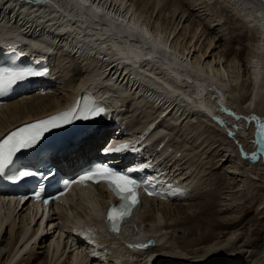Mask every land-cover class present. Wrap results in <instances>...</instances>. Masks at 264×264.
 <instances>
[{"label":"bare ground","instance_id":"1","mask_svg":"<svg viewBox=\"0 0 264 264\" xmlns=\"http://www.w3.org/2000/svg\"><path fill=\"white\" fill-rule=\"evenodd\" d=\"M173 1L177 3L0 0V48L21 35L32 51L49 55L56 79L51 93L36 90L0 106V135L69 104L88 86L102 92L99 98L115 112L113 120L120 128L112 130L127 132L126 140L132 139L131 132L134 137L145 136L150 149L144 151L174 180H183L185 192L175 200L144 199L126 227L113 236L97 224L98 214L112 198L102 185L91 190L74 187L62 202L52 205L45 220L25 203L0 199V244L5 235L9 240L8 252L0 249V264H264V251L255 257L260 248H248L255 241L242 224L248 213L239 211L242 200L244 206L249 204L248 211L264 214V202L240 191L228 195L222 190L223 196L217 195L220 189L206 181L217 163L205 151L214 150L209 137L215 143L222 141V148L213 153L222 157L219 165L225 160L221 167L234 177L226 189L261 181L251 177L241 158L235 160L232 142L246 150L255 145L264 156V2ZM168 5L174 22L169 33L162 23ZM227 24L238 35L248 32L249 40L260 44L253 51L248 43L253 53L242 59L243 74L236 79L224 68L232 49ZM225 45L229 47L224 50ZM245 87L250 89L248 95L240 94ZM198 121L202 130L197 129V135L194 128L184 130ZM108 127L105 121L71 144L63 160L73 166L78 158L89 157L109 136ZM191 135L197 137L195 142ZM80 221L94 227L91 246L70 244L71 227ZM181 230L197 236H178L176 231ZM148 237L156 243L145 246Z\"/></svg>","mask_w":264,"mask_h":264},{"label":"rangeland","instance_id":"2","mask_svg":"<svg viewBox=\"0 0 264 264\" xmlns=\"http://www.w3.org/2000/svg\"><path fill=\"white\" fill-rule=\"evenodd\" d=\"M168 1H170L171 2V4H174L175 2L177 3V1H173V0H168ZM166 9H168V11H167V16H163L162 17V19H163V26L166 28V26H165V24L167 25V27H169V30H168V33L172 30V28L174 27V22H173V18H172V15H171V13H170V9L172 10V7H170L169 5L166 7ZM220 11V10H219ZM224 19H226V20H228V16H227V14L226 13H224ZM165 22V23H164ZM187 25V24H186ZM227 26H228V31L227 32H229V36H231L230 38H232V41H230L231 42V46L230 47H232V49H231V53L229 54V56L225 59L226 60V62L224 63V68L228 71V72H230V75L231 76H235V78L234 79H236L237 78V76L238 75H241L242 76V74H243V70H241L240 68H241V66L239 65L240 63H242V59L243 58H245L246 56H248V54L251 52V50L249 51V49H248V43H250L251 42V44H253L252 46H250L251 44H249V46L251 47V49H253V51H254V49H256L255 48V46H259L260 44L258 43V42H256V41H254V40H249V38H251L250 36H249V34H248V32H246L245 34H244V36H241V35H238V33H239V31L237 30V29H235V30H232L230 27H229V25L227 24ZM174 29V28H173ZM231 30V31H230ZM230 33H232V34H230ZM209 34V33H208ZM211 35V34H210ZM248 35V36H247ZM235 36V37H234ZM223 42V41H222ZM258 45H257V44ZM224 44H222V43H220L218 46H223ZM255 45V46H254ZM227 47V49H228V45H225L224 46V50H225V48ZM253 47V48H252ZM223 49H221L220 51H222ZM223 50V51H224ZM253 53V52H252ZM252 53H250V54H252ZM234 56V57H233ZM235 57H237V58H235ZM210 60H212V59H210ZM239 62V63H238ZM228 63H230V66H228ZM234 66V67H233ZM138 67H140L139 65H138ZM227 67V68H226ZM230 67V68H229ZM232 70V71H231ZM239 70H241L240 72H239ZM231 72H233V73H231ZM79 78V77H78ZM240 84H241V82H240ZM249 88H251V86L249 87ZM248 87H245L244 89H241V92H240V94H244V95H248V93L250 92V89H249ZM243 96V95H242ZM247 97H245V99H246ZM241 102L242 103H244L245 102V100H241ZM201 121V120H200ZM109 122H107V124H108ZM212 124L214 123V122H211ZM106 124V123H105ZM200 124V122L198 121V123H196L195 125H194V127H191L190 125L191 124H189V126H187V127H185L184 128V130L185 131H187V130H189V131H192V128H194L195 129V132H193V134L194 135H197V132H200V131H197V129L198 130H202V129H199V125ZM215 125H217V127L218 128H220L219 126H218V124H216V123H214V126ZM202 126H200V128H201ZM203 128H204V126H203ZM187 129V130H186ZM223 133L225 134V132L223 131ZM194 135H191V136H193V142H195L197 139H195V138H197L196 136H194ZM207 135V134H206ZM209 135V134H208ZM224 138V137H223ZM230 138V137H229ZM232 138V137H231ZM229 139V141H231L232 139ZM210 139V140H209ZM204 140V139H203ZM215 139H211L210 137L207 139V141H209V142H211V144H212V146H214V150H209V147L208 148H206L205 149V151H207L208 153H210V158L209 159H211V161L213 160L214 162H216L217 164H216V170L215 171H211V168L209 169V171H210V173H211V175L207 178V182H208V184H209V187H211V184H212V186L213 185H215L217 188H219L220 190H218L217 189V191H216V194L217 195H219V196H221L222 195V193H221V191L223 190L224 192H231V193H228L227 192V194L228 195H230V194H235L237 191H240V194L241 195H245L246 197H247V193H249V195L250 196H253V197H257L258 198V200H259V203L261 204V203H263L264 202V190H262L261 189V187H263L264 186V161H263V159H261V157H260V155L262 156V158H264V156L261 154V153H259V151L258 150H256L255 149V145H252L251 146V144H250V146L249 147H247L248 148V150H246V149H244V151H246L247 153H249V155H247V156H251L252 155V151H256L255 152V154H253L252 155V157L254 156H256V155H259L258 157H256V159H254V160H249L248 158H246V159H244V156L246 155V154H244L243 153V158H241L240 157V155H239V151H238V148H239V150L241 149V147L239 146V144H237L236 142L235 143H233L232 141V146H233V148H234V158H235V160L236 159H239V158H241V161H243V163H240V164H242V166L245 168V170H248L249 172H251V177L252 178H258V179H260L261 181H259V182H257V181H255L257 184L256 185H250L249 187H239L238 188V186L236 187L235 186V184L232 186V187H230V188H227L226 189V182H231L230 184L232 185L233 183V181H234V177L233 176H230L227 172H226V169L225 168H223V167H221L222 166V164H225V160L223 161V163H221L220 165H219V163H220V161L219 160H222V157L220 158L219 156H216V155H214V153L213 152H215V150L217 151L218 149L220 150L221 148H222V144H219V143H222V141H220V140H218L217 141V143H215V141H214ZM216 144V145H215ZM243 144H244V146H245V143L243 142ZM246 147V146H245ZM258 151V152H257ZM184 166V165H183ZM182 167V166H181ZM225 170V171H224ZM217 172V173H216ZM214 173V174H213ZM216 173V174H215ZM225 175V176H224ZM218 176V177H217ZM221 176V177H220ZM226 177V178H225ZM220 181V182H219ZM225 182V183H224ZM222 183V184H221ZM256 186H258V187H256ZM248 188V189H247ZM243 191V192H242ZM221 193V194H220ZM224 195H226V193L224 194ZM237 195V194H236ZM223 196V195H222ZM244 196V197H245ZM244 197H241V198H244ZM244 200V199H243ZM252 202V201H251ZM251 202H249L250 204H252ZM245 202L244 201H242L241 200V202L239 203L240 204V212L241 213H248L247 215H246V218H245V221H244V223H242L243 224V226L244 227H246V229H244V231H246L247 233H249V236H253V239H254V243L253 244H251L248 248H249V250L250 251H252V250H255L256 248H260V249H257L258 250V252H257V254H256V256L255 257H259L261 254H262V252L264 251V214H261V213H259V214H257V212H255V211H248V209L246 208V206H248L249 204H247L246 206H244L245 204H244ZM260 205H258L257 207H256V209L255 210H257L258 209V207H259ZM251 209H253V208H251ZM244 210H245V212H244ZM204 222L205 221H200V224L202 225V226H205V224H204ZM227 229V228H226ZM249 229V230H248ZM260 229H263V231H261ZM198 232L200 231V229H196ZM230 229H227L226 231H229ZM251 231V232H250ZM183 232H185V234L183 233ZM219 232V231H218ZM221 232H225V231H221ZM260 233V234H259ZM4 234V233H3ZM176 234L178 235V236H185V235H187L188 234V232L186 233V230H181L180 232L179 231H176ZM262 234V235H261ZM188 236H189V238L190 237H196L197 235H195V236H193V235H189L188 234ZM256 239H258L257 241H256ZM256 242H258L259 244H257L256 245ZM9 244V240H8V236L7 235H5V237H4V241L0 244V249L1 250H3L4 252H8V250H9V247L7 246ZM258 245H259V247H258ZM254 257V258H255ZM167 264H168V262H167Z\"/></svg>","mask_w":264,"mask_h":264},{"label":"snow or ice","instance_id":"3","mask_svg":"<svg viewBox=\"0 0 264 264\" xmlns=\"http://www.w3.org/2000/svg\"><path fill=\"white\" fill-rule=\"evenodd\" d=\"M40 74L30 69L14 70L6 68L3 72H0V90L7 89L17 81L25 79L28 75ZM103 112L104 109L102 107H97L85 110L82 116L79 113H65L45 121L37 122L28 128L13 133L0 144V169L9 162L16 151L21 148L31 147L40 138L41 134L49 128L60 127L62 123H71L75 116H79L80 119H89ZM123 147L127 148L128 146L124 145ZM85 180H92L96 183H107L121 201V204L118 207H113L110 214L106 217L112 230L118 232L119 224L130 216L131 210L139 202L138 190L141 187L140 183L127 174L113 171L103 166L89 171L75 182H83Z\"/></svg>","mask_w":264,"mask_h":264},{"label":"water","instance_id":"4","mask_svg":"<svg viewBox=\"0 0 264 264\" xmlns=\"http://www.w3.org/2000/svg\"><path fill=\"white\" fill-rule=\"evenodd\" d=\"M258 151H260L261 152V150L259 149ZM258 155H256V157H257Z\"/></svg>","mask_w":264,"mask_h":264}]
</instances>
